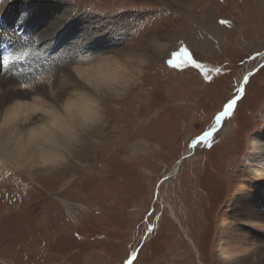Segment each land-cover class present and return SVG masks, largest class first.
<instances>
[{"label":"rangeland","instance_id":"1","mask_svg":"<svg viewBox=\"0 0 264 264\" xmlns=\"http://www.w3.org/2000/svg\"><path fill=\"white\" fill-rule=\"evenodd\" d=\"M24 1L6 11L0 45L20 39L47 88L96 27L117 38L110 51L145 64L123 112L106 102L119 135L107 150L105 132L89 131L91 161L60 183L49 170L0 181V264H264L261 220L233 205L264 133V0Z\"/></svg>","mask_w":264,"mask_h":264},{"label":"bare ground","instance_id":"2","mask_svg":"<svg viewBox=\"0 0 264 264\" xmlns=\"http://www.w3.org/2000/svg\"><path fill=\"white\" fill-rule=\"evenodd\" d=\"M15 1L0 0V30L5 26L6 11H16L23 4L22 0ZM56 23L58 24H54L55 28L62 22L57 20ZM7 28L9 27L4 30ZM103 30L105 27H96L88 37L84 36V40H79L80 37L77 39L82 43L72 49L71 56L61 58V67L58 71L53 70L52 77L49 78V88L39 80L38 75L42 73L32 72L28 61L24 65V55L18 53L23 46L20 41L19 50L12 55V59L15 58L19 62L11 61V70L7 67L9 64L1 63L0 181L7 178L11 181L14 177H19L18 171L25 172L32 180L37 181L41 179L42 174H46L44 171L49 170L56 173L55 181L59 180L60 183L62 179L67 178L68 172L77 170L81 162L91 161L93 157V152L86 149L88 143L84 141L83 133L98 130V133L102 134L104 131L105 135H101L96 141L101 149L106 150L107 144L118 138V132L113 130V117L109 116V110H106V102L115 100L118 105L116 110L123 112L122 107L129 103L124 94L130 90L132 83L140 79V82L143 81L142 64H145V59L138 54V60H124L121 55L110 51L117 38H112L111 34H102ZM4 37L2 44L17 47L18 38L8 34ZM34 49L40 54L49 50L40 42L35 43ZM131 63L134 65L133 69L131 68L134 72L129 70ZM212 129L213 127L209 131ZM91 144L89 143V146ZM191 151L189 149L188 153ZM10 171L12 174L8 176ZM239 179L240 193L234 198V210L246 209L241 215L260 219L264 227V220L258 213L259 208L264 209V133L253 147L248 167L239 171ZM67 183L68 181L61 185ZM253 196L257 198L254 199ZM4 210L5 204L0 200V214Z\"/></svg>","mask_w":264,"mask_h":264},{"label":"snow or ice","instance_id":"3","mask_svg":"<svg viewBox=\"0 0 264 264\" xmlns=\"http://www.w3.org/2000/svg\"><path fill=\"white\" fill-rule=\"evenodd\" d=\"M235 100H232L231 102H229V110H231L233 108V105L235 104ZM70 110V109H69Z\"/></svg>","mask_w":264,"mask_h":264},{"label":"water","instance_id":"4","mask_svg":"<svg viewBox=\"0 0 264 264\" xmlns=\"http://www.w3.org/2000/svg\"><path fill=\"white\" fill-rule=\"evenodd\" d=\"M227 109L229 110V106H228V108H227ZM227 109H226V110H227ZM228 110H227V111H228ZM213 129H214V128H213ZM213 129H212V130H213ZM212 130H210V131H212ZM210 131L208 130V131H207V134H209V133H210ZM203 138H204V137H201V138H199V139H198V141H199V140H201V139H203ZM194 143H195V142H194ZM194 143H193V145H194ZM187 153H188V152H187ZM187 153H186V155H187ZM186 155H185V156H186Z\"/></svg>","mask_w":264,"mask_h":264}]
</instances>
